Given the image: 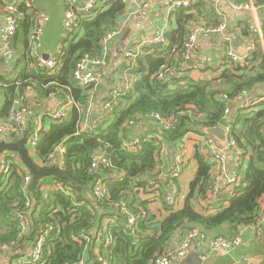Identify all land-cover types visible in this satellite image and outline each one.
Returning <instances> with one entry per match:
<instances>
[{
	"label": "trees",
	"instance_id": "1",
	"mask_svg": "<svg viewBox=\"0 0 264 264\" xmlns=\"http://www.w3.org/2000/svg\"><path fill=\"white\" fill-rule=\"evenodd\" d=\"M255 1L257 5L264 3V0ZM126 5L127 0H105L103 10L82 23L81 38L77 41L68 39L57 55L60 63L54 73L36 65L28 54V47L27 54L20 57L25 66L19 76L9 79L0 75V96L4 98L0 123L9 122L17 101L26 96L30 87L38 94V99L50 98L58 92L73 97L78 103L85 102L89 89L80 87L74 80L76 64L85 54L101 55V38L106 30L118 26ZM192 8L198 13L192 14ZM202 12L200 3L173 11L177 28L167 31L168 44L144 49L139 57V68L134 71L133 87L119 97L111 116L96 121L93 131L78 133L82 113L72 107L61 123H51L48 129L39 132L34 158L38 161L37 167L44 168L39 161L49 162L48 156L63 144L66 169L61 171L69 178L44 176L34 187L32 181L25 190L24 177L28 171L19 163L10 161L9 167L0 173V245L16 242L8 256L11 264L40 238H43V257L27 264H77L81 261L104 264L98 260L96 248L108 264H153L180 229L187 231L198 226L206 233L215 234L228 226L229 232L219 235L233 236L239 225L255 221L260 204L264 202V101L260 103L261 109L248 113L239 109L230 118L225 112L230 101L224 95L233 98L244 89L252 91L264 83V53L258 49L251 51L245 64L226 59L225 69L214 78L197 79L181 70L175 53L183 49L190 23L201 18ZM18 13L20 19L15 39L19 27L29 19L25 4H21ZM208 15L210 13L205 12L203 18L207 19ZM208 21L218 20L211 15ZM166 70L171 74L164 75ZM183 71L186 73L182 75ZM152 113L163 118L173 117L172 128H159L158 132L174 146L190 131L204 133L209 127L229 123L240 149L249 154L234 195L222 192L215 201L208 198L214 163L196 149L197 170L183 205L176 208L165 204L167 214L158 219L150 203L156 199V193L162 194L169 178L165 179L158 169L156 139L142 135L143 142L137 151L124 146V139L136 136L125 126L126 121L138 114ZM150 119L157 122L153 117H148V121ZM14 139L16 141L17 137ZM99 151L105 152L113 168L91 170L92 156ZM111 172L122 176L108 177ZM101 178L108 182V190L98 199L94 197V189ZM56 182L72 188L76 196L58 190L47 193L45 188ZM200 198L209 201L205 207H199ZM27 200L31 202L30 222L28 232L21 236L17 212L25 207ZM81 201L85 204H80ZM121 202L127 212L122 210ZM211 206L215 211L210 212ZM130 215L136 217L133 231L129 227ZM111 218L114 222L106 223ZM51 225L54 229L46 233ZM106 236L111 237L110 244L106 243Z\"/></svg>",
	"mask_w": 264,
	"mask_h": 264
},
{
	"label": "built area",
	"instance_id": "2",
	"mask_svg": "<svg viewBox=\"0 0 264 264\" xmlns=\"http://www.w3.org/2000/svg\"><path fill=\"white\" fill-rule=\"evenodd\" d=\"M13 3L15 0H10ZM236 10H248L256 11L258 9H264V3L257 5L256 2H241L239 0H226ZM105 0H87L81 2L80 0H65V20H64V30L68 39H75L76 41L81 38L83 31L81 25L84 21L93 19L99 12L103 10V3ZM192 5V0H162L161 6L165 9H168L170 12L178 8H190ZM220 23L216 25H200L194 23L189 27V33L184 42L183 49L175 53V59L183 61H191L194 55V51L197 46V41L199 35L205 34H220L224 33L227 29V20L225 17H222ZM49 21V16L42 11L37 12L34 15V25L32 34L30 37V47L28 50L29 56L34 60V63L40 68L54 73L59 66V58L56 54L50 55L48 59H45L44 54L41 53L43 45V37L46 30L47 23ZM19 26V17L14 10H8L5 16V23L3 25V36L2 40L4 43L6 54L9 58H14L16 56V50L14 47V39ZM263 28L262 21H256V31H261ZM123 31V24H120L116 27L106 30L104 35L101 38V55L97 57H92L89 54L81 56L76 64L74 70V80L77 84L82 87L89 89V95L93 98L95 93L101 95L103 92V81H104V69L107 66L109 52L111 50L112 43L121 35ZM167 31L168 28H161L159 33L153 37H144L142 38L134 47L127 49L123 53V68H122V77L124 85L121 87L113 88L108 96L105 99L99 101V109L103 117L111 116L109 115L112 108L118 103L119 97L125 95L132 87L134 83V71L139 68V57L146 48H154L157 45H167ZM222 53L231 63L236 64H245L248 59L251 57V51L245 54H237L234 51L232 46V41L229 36L224 37L222 42ZM195 71H203L204 65L200 61L194 62ZM31 90V87L29 88ZM249 93V90L244 89L237 96L230 98L227 95H224V98L231 101L234 99H240L246 96ZM53 95V94H52ZM264 101V94L262 97L251 102L252 105H259ZM16 108L13 109L11 113V125L9 123H0V141H4L5 137L8 136L7 133H14L18 138H23L26 136V148L29 151V155L32 157L36 155L35 148L39 139L40 131L35 130L29 134H25L26 121L30 114V106L27 103V94L17 101ZM95 104V101H92ZM72 101L69 104L63 103L62 107L51 116L53 123H61L68 114V111L77 105H71ZM79 105V104H78ZM80 107V105H79ZM92 107V106H91ZM90 107V108H91ZM94 110V107H93ZM250 111V109H248ZM189 113L192 111L189 110ZM226 114L230 118L233 117V112L231 109L226 107ZM251 112V111H250ZM87 116L91 114V109L88 110ZM193 115V114H191ZM85 117V116H84ZM148 117L154 118L159 123L160 128L162 129H171L173 126V117L163 118L157 113H152L150 115L138 114L135 117L126 121L125 126L129 128H134L137 125L143 124L148 120ZM88 119V118H87ZM102 121V120H101ZM96 127L95 123L89 122L86 120L84 124L80 125L78 133L84 131H93ZM227 133V143L225 146L220 145L217 140L210 136L204 135L203 133H195L193 131L188 132L179 142L177 143L178 151L174 156L173 163L169 166L168 164V143L165 141L164 136L157 132L151 135H148V139H156L158 146V169L162 176L169 178L170 189L166 191L163 200L170 207H176L177 203L180 200H184L185 195L181 190V180L187 169V160L188 155L186 151V146L191 142L193 138L203 139L205 144L211 149L214 158V169L219 171V175H214L212 186L210 187V193L213 196V199L217 197L222 192H227L229 195H234L235 186L237 185L238 179L233 176L227 181H224L222 176L228 170V151H235L237 161L242 164L244 159V152L240 149L238 143L234 139L231 133V125L226 123L223 125ZM264 133V129H263ZM7 141V140H5ZM143 139L141 136H135L133 138L124 139V146L132 151H137L142 144ZM64 146L63 144L58 145L54 152L48 156L49 162L45 164L40 161L41 165H45L44 168L55 167L59 170L66 169L65 159H64ZM33 158V157H32ZM33 158V159H34ZM15 161L19 163L28 173L24 177V189L30 186V183L33 181L32 172H29V168L24 164V162L19 159L18 152L6 150L0 155V173L6 170L9 167V162ZM36 163V162H35ZM37 165V164H36ZM100 167L113 168L114 165L111 160L106 156L105 152L99 151L92 156L91 170L97 171ZM31 171V170H30ZM122 174H116L111 172L108 177L111 178H121ZM107 177V176H106ZM120 180V179H119ZM49 190H58L71 197L76 196V192L72 188L67 187L64 183L56 182L53 185L48 186ZM108 190V182L105 183L104 179H99L97 185L94 189V197L102 198ZM163 193V192H162ZM156 199H158L162 194H155ZM162 199V198H161ZM80 204H85V201H81ZM119 204V203H117ZM122 210L127 212L124 202L120 203ZM31 202L26 201L25 207L17 212V215L20 218L19 224L21 227V236H24L28 232L29 227V215ZM215 211L210 209V212ZM114 222V219H109L106 221ZM136 223V217L130 215L129 218V227L133 231V225ZM54 229V226L51 225L46 230V233L51 232ZM253 233L257 236H264V202H261L260 209L257 215V218L253 222L243 223L239 225V229L236 234L233 236L227 235H210L203 231L200 227L194 226L188 229L183 235L179 245L169 246L161 254L157 255L153 260V264H173L178 261L184 260L195 248H198L202 259L204 260V252L217 251L219 249L226 250H235L241 247L246 240L247 236ZM87 238V237H86ZM112 239L110 236H106V243L110 244ZM16 245V242L4 243L0 245V261L6 256H9L12 248ZM43 238H40L37 242L32 243L28 247V252H25L22 256L13 261L12 264H27L35 263L42 259L43 257ZM98 260L104 264H108L106 260L99 252V249L96 248ZM248 256H243L239 260L235 261L233 264H248ZM77 264H84V261H81Z\"/></svg>",
	"mask_w": 264,
	"mask_h": 264
},
{
	"label": "crops",
	"instance_id": "3",
	"mask_svg": "<svg viewBox=\"0 0 264 264\" xmlns=\"http://www.w3.org/2000/svg\"><path fill=\"white\" fill-rule=\"evenodd\" d=\"M80 1L85 2L87 0ZM161 1L162 0H127L124 16L121 17L118 23V25L123 24V31L121 35L112 43L107 66L102 69L104 72V94L102 93L101 95H98V93H95L93 98L89 95L85 102L78 103L73 97L65 94L62 96L58 92L53 93L50 98L38 99V94L34 92L33 89L29 90L27 93V103L30 106V114L26 121L25 134H29L35 130L41 131L43 129H48L51 123H53L51 116L62 107L63 103L67 102L69 104L70 101H72L71 105H77V107H74H76L82 113L80 125L84 124L86 120H89L91 123H96V121L102 120V113L100 112L98 105L99 101L105 99L113 88L124 85L122 77V68L124 62L123 53L127 49L134 47V45H136L142 38L156 36L161 28L166 27L168 28V31L177 28V17L173 12L163 8L161 6ZM247 2L256 1L247 0ZM195 3H200V9L204 13H201V18L194 19L190 23L189 27H191L194 23H198L200 25H203V23L207 25H216L221 22L223 19L222 17L226 18L228 26L224 33L199 35L192 60L188 62L183 61L182 59H176L177 63L181 66V70L183 69L187 73L189 72L192 77L197 79L204 77H218L226 66V58L223 57L222 53V42L224 37L227 36L231 38L232 46L237 54H245L248 53V51H253L256 49L264 53V9H258L256 11L236 10L232 8V6L226 0H192V5ZM21 4H25L29 19H26V22L23 23L21 27H19V32L15 39L16 56L14 58H9L6 54L2 40V27L5 23L7 11L15 9V12L19 14L18 11L21 7ZM65 9V0H15L14 3L10 0H0V75L7 76L9 79H14L18 77L23 71L25 65L22 61V58L20 59V57L26 55L28 47H30V37L34 25L33 16L39 11L45 12L49 16V21L47 23L43 37L41 53L45 56H50L54 54L58 55L62 51L63 47L67 45L68 42V38L63 27L65 20ZM205 12L210 13V16L208 15L207 19L203 18ZM191 13L197 14L198 12L192 8ZM211 15H215L216 20L219 22H207ZM256 21L263 22V28L260 32L256 31ZM198 61L204 65L203 71H195L194 62ZM27 66H30V64ZM185 71L181 72V74L183 75L186 73ZM166 74H171V71L166 70L164 75ZM250 92L251 90L249 93ZM252 93H255L257 97L249 98V95L247 94L240 99L231 100L228 105L231 111L237 113L239 109H243V111L248 113L250 111L252 112L261 109L262 106H260V104L252 105L251 102L262 97L264 94V83L254 88ZM93 100L95 101V104H93ZM3 101L4 98L0 96V107L3 104ZM89 109H91V114L88 117L87 112ZM248 109H250V111ZM8 120L9 122H7L11 125V118ZM225 124L226 123H221L218 126L225 130L223 127ZM139 127L143 129L142 134H139ZM159 128V123L156 121H151L150 119L149 121L147 120L143 124L137 125L136 127L130 129L133 130L136 136H146L157 133ZM203 134L204 135H202V137L208 135L206 132ZM7 135L8 136L5 137V140L15 141L14 137L16 136L12 131L11 133L8 132ZM133 137L135 136H131V138ZM19 139L21 138L17 137V140ZM217 142L222 145L219 141ZM167 149L168 164L170 166L173 163L174 156L178 151L177 144L175 146L168 144ZM196 149H199L201 153H203L214 163L211 149L205 144L203 139L199 140L197 138H193L191 142L187 144L186 151L188 155V165L180 183L181 190L184 195L187 194L190 182L196 174L198 165L197 160L194 158ZM227 156L228 170L223 173L222 178L224 181H227L229 178L235 176L238 179V185L243 178V171L248 164L249 154L243 155L244 159L241 165L237 161L235 151H228ZM32 157L34 158V156ZM34 162L37 163L38 161L34 160ZM214 175H219V171L216 169V166L214 169ZM163 177L166 179V176ZM186 182L188 183V186L186 189H184ZM163 189L162 196L150 203V207L158 215V219L160 220L163 219L167 214L166 210H164L166 203L163 200V196L166 191H169L170 184L165 185ZM45 191L48 193V186L45 188ZM212 197L213 196L209 192L208 198H210L211 201H215L216 199H213ZM183 201L184 200H180L177 203L176 208H180L183 205ZM208 202L209 201L202 200L201 198L198 199L199 207H205ZM212 208L213 207L211 206L210 209ZM185 232L186 231H183L182 229L176 231L170 240L169 246L172 247L179 245L182 235ZM224 232H229L228 226H224L220 231L210 235H216V233L219 235L220 233ZM27 250L26 252H28ZM204 254L206 258L203 260V264H233L243 256H248L252 260V264H264V236H257L253 233H250L243 245L235 250H207L204 252ZM182 261H178L173 264H183ZM259 261L261 262L258 263ZM0 264H11L10 257L6 256L0 261Z\"/></svg>",
	"mask_w": 264,
	"mask_h": 264
},
{
	"label": "water",
	"instance_id": "4",
	"mask_svg": "<svg viewBox=\"0 0 264 264\" xmlns=\"http://www.w3.org/2000/svg\"><path fill=\"white\" fill-rule=\"evenodd\" d=\"M45 59H48V55L45 56ZM139 134L143 133V129L139 127ZM206 134L214 137L217 141H219L223 146L226 145L227 143V133L226 131L220 127V126H215V127H209L205 129ZM26 144V137H23L17 141H2L0 143V155L6 151H16L18 152V157L21 159L24 164L31 170L32 174L34 175L33 177V187L37 184L38 180L41 177L44 176H49V175H58L62 177L69 178V176L64 173L63 171L51 167V168H45V169H39L32 159V157L29 155V151L25 146ZM260 260V259H256ZM183 264H203V259L200 255V252L198 248H195L183 261ZM259 261L258 263H260ZM249 264H252V260H249Z\"/></svg>",
	"mask_w": 264,
	"mask_h": 264
},
{
	"label": "rangeland",
	"instance_id": "5",
	"mask_svg": "<svg viewBox=\"0 0 264 264\" xmlns=\"http://www.w3.org/2000/svg\"><path fill=\"white\" fill-rule=\"evenodd\" d=\"M32 1H34V0H32ZM248 95H249V98H255V97H257V95L255 93H252V91ZM187 186H188V183L186 182L185 185H184V189H186Z\"/></svg>",
	"mask_w": 264,
	"mask_h": 264
}]
</instances>
